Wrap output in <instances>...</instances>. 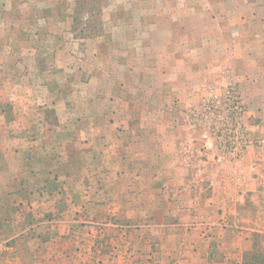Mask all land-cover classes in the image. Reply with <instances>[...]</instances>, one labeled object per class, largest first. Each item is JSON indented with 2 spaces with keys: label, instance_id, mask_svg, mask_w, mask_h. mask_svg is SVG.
Wrapping results in <instances>:
<instances>
[{
  "label": "crops",
  "instance_id": "1",
  "mask_svg": "<svg viewBox=\"0 0 264 264\" xmlns=\"http://www.w3.org/2000/svg\"><path fill=\"white\" fill-rule=\"evenodd\" d=\"M123 71L96 103L47 86L41 118L20 129L15 103L0 105V264H264V171L238 196L182 131L206 76L163 69L129 91ZM62 103L76 111L65 121L47 113Z\"/></svg>",
  "mask_w": 264,
  "mask_h": 264
},
{
  "label": "rangeland",
  "instance_id": "2",
  "mask_svg": "<svg viewBox=\"0 0 264 264\" xmlns=\"http://www.w3.org/2000/svg\"><path fill=\"white\" fill-rule=\"evenodd\" d=\"M141 55L147 59H139ZM160 57L167 59L161 62ZM123 67L134 73L125 80L129 91L141 88L142 81L145 88L163 69L181 77L205 75L207 79L193 82L209 88L183 112L182 131L193 146L192 157L208 165L214 177L223 176L238 196L246 185L262 179L253 173L257 165L264 171V156L259 162L257 151L241 162L243 182H237L229 167L218 165L215 151L204 149L201 127L191 111L212 91L233 86L254 133L264 137V0H0V105L3 114L12 102L21 111L10 114L15 129L41 118L36 108L47 86H70L76 91L75 103H96L95 89L108 91L119 83ZM161 83L170 89L171 80ZM48 109V114L59 112L62 121L76 113L66 103ZM129 227L120 230H140L138 224Z\"/></svg>",
  "mask_w": 264,
  "mask_h": 264
},
{
  "label": "built area",
  "instance_id": "3",
  "mask_svg": "<svg viewBox=\"0 0 264 264\" xmlns=\"http://www.w3.org/2000/svg\"><path fill=\"white\" fill-rule=\"evenodd\" d=\"M210 95L191 115L201 127L204 149L215 151L216 163L229 167L237 182H243L239 174L241 162L253 151L258 152V161H262L264 137L254 133L247 107L235 87H224L220 93L212 91Z\"/></svg>",
  "mask_w": 264,
  "mask_h": 264
}]
</instances>
